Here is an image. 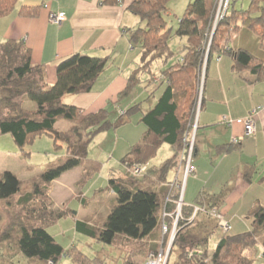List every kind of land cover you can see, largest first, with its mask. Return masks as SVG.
<instances>
[{
  "label": "trees",
  "instance_id": "obj_1",
  "mask_svg": "<svg viewBox=\"0 0 264 264\" xmlns=\"http://www.w3.org/2000/svg\"><path fill=\"white\" fill-rule=\"evenodd\" d=\"M20 1L0 0V18L16 11L21 16L39 15L41 5H20ZM173 1L132 0L128 4L127 10L139 17V23L127 29L131 46L139 50V60L117 99L98 111L68 104L64 97L91 92L106 70L109 56L73 53L57 64L56 81L49 84L45 65L33 62L32 49L24 40L0 41V135L10 134L23 149L35 136L47 134L67 150L64 159L49 164L34 179L32 190L22 191L21 180L10 171H5L0 178V200L10 201L18 196L17 206L20 207L11 231H6L3 239L13 240L24 258L56 264L66 253L47 226L68 215L77 218L78 210L68 206L56 211L50 196L52 183L79 167L82 174L77 186L88 183L100 173L103 163L89 157L90 144L99 133L128 123L126 116L136 112H141L139 121L146 129L141 140L121 159L130 173L117 175L111 171L108 189L116 202L102 225L78 220L76 229L106 245L114 246L119 241L138 245V250L122 257L121 264H147L152 257L160 256L163 263L165 254V264H253L255 248L264 247V205L257 200L250 208L251 230L231 234L232 225L229 223L231 229L224 231L219 219L211 213L215 209L226 220L221 208L225 192L212 195L203 192L191 205L183 198L178 229L171 242L181 197L187 149L185 137L191 133L197 119L201 76L205 79L215 56L227 54L233 61L235 73L241 77L246 75L244 78L249 82H264V59L247 48H234V40L229 36L221 40L220 34L221 28L229 31L232 27L237 35L247 30L264 37V0H249L246 9H237L236 0H229L225 16L217 23L220 0H189L184 14L178 17L176 28L168 20ZM212 34L214 37L210 39ZM173 37L186 39L178 52L170 46ZM157 71L161 72L160 80ZM151 85L154 86L152 94L162 87L163 90L148 110L142 106V101L121 109L119 103L137 86L145 89ZM204 85L205 80L201 107ZM150 99L151 95L145 98L147 103ZM113 108L118 114L115 119L111 118ZM61 119L71 123L69 129L57 128ZM165 145L169 147L170 156L162 163H153ZM239 147V142L222 145L218 152L224 154ZM135 169L142 172L138 174ZM171 171L175 176L170 177ZM256 171L254 165L246 166L247 182H253ZM195 206L204 210L192 218ZM218 229L223 230V236L215 251L209 254L210 238ZM70 251L74 261L92 264L82 252ZM142 256H146L145 260H141ZM95 260V264L104 263L100 258Z\"/></svg>",
  "mask_w": 264,
  "mask_h": 264
},
{
  "label": "crops",
  "instance_id": "obj_2",
  "mask_svg": "<svg viewBox=\"0 0 264 264\" xmlns=\"http://www.w3.org/2000/svg\"><path fill=\"white\" fill-rule=\"evenodd\" d=\"M131 1L21 0L20 5H41L39 15L21 16L16 11L0 18V41L10 38L24 40L32 49L33 62L45 65L49 84L56 81L57 64L73 53L109 56V64L96 80L91 92L64 97V102L68 104L87 111H98L117 99L127 86L128 76L135 67L133 51L136 49L130 44L127 29L135 27L139 23V17L127 10ZM59 13L66 17L61 24L51 19ZM240 41L235 40L233 47L243 46ZM232 67L231 57L223 54L215 56L207 68L204 102L198 116L194 155L196 171L188 178L184 193V201L188 205L195 204L203 192L208 195L226 193L225 185L233 179L236 185L240 179L243 185H251L253 182L249 183L245 178L246 166L255 165L254 163L264 158V82H249L244 78L246 75L241 77ZM143 96V90L138 93L133 91L119 103L121 109L126 110ZM155 101H150L146 108L144 106L145 110ZM257 106L263 107L256 116L257 131L253 135H247L242 120ZM224 117L230 125L223 121ZM59 123L60 120L57 127ZM68 127L66 125L65 129H60L66 130ZM234 137L239 138L240 147L228 153H219L220 146L233 145ZM135 142L134 138L131 139L129 147ZM168 153L170 156L169 147ZM236 170L238 173L235 176ZM72 172H77L78 182L82 168L64 175L68 176ZM64 175L52 184L64 179ZM225 202L224 200L221 205L224 212Z\"/></svg>",
  "mask_w": 264,
  "mask_h": 264
},
{
  "label": "rangeland",
  "instance_id": "obj_3",
  "mask_svg": "<svg viewBox=\"0 0 264 264\" xmlns=\"http://www.w3.org/2000/svg\"><path fill=\"white\" fill-rule=\"evenodd\" d=\"M188 2L189 0H175L170 3L171 13L168 16V20L171 26L177 27L178 17L184 14ZM249 3V0H236V7L237 9L242 7L246 9ZM232 29L233 28L230 27V29H228L229 31H226L224 28H221L220 34H222L223 37L221 40H225V36H229L234 41L241 40L240 42L243 43V46L240 47H245L257 57L264 59V37L258 33L247 30L242 31V35L241 32L237 35L235 30ZM213 37L214 35L212 34L210 39H213ZM184 40L186 39L173 37L170 41V46L173 51L178 52L185 43ZM138 56L139 50L136 49L133 51L135 65L139 60V58L137 59ZM160 73V71L156 72V74H158V80L161 79V76H159ZM153 88L154 86L151 85L145 89L138 86L134 89L137 93L142 90L145 92V96L138 100V102L142 101V106H145V108L150 104V102L147 103L145 100L148 95H151L150 101H154V99L157 100L161 96L163 87L158 89L156 94L154 93L155 95L151 93L153 92ZM199 88L198 97L200 98L203 92V76H201ZM31 104L35 106L33 102ZM114 110L116 109L113 108L111 113L112 119L118 116ZM140 114L141 112H136L131 116H126V119L129 120L128 123L117 129L101 132L94 138L89 147V157L99 160L103 163V167L100 173L88 183L77 186V172H72L70 175L68 174V176L64 175L66 176L64 179L52 185L50 196L54 202L56 211L65 210L68 206L71 209L79 210L77 218L73 215H68L47 226L49 233L66 249V253L62 255L56 264H81L73 260L72 255L69 254L72 252L70 249L82 252L92 264H95V258L102 259L104 262L103 264H121L122 257H126L131 251L139 249L138 245L125 244L124 241H119L114 246L106 245L78 231L76 229V224L78 220L97 226L104 223L112 204L116 202L114 194L108 189L110 173L111 171L115 172L117 175L130 173V170L122 164L121 159L130 151L131 146L129 147V142L131 139L134 138L136 141L135 143L139 142L146 129L145 125L139 121ZM66 125L70 128L71 123L68 120L61 119L57 128H64ZM68 128H66V130ZM58 144L62 143H55L51 136L43 134L35 136L31 142L22 149L15 143L10 134L0 135V178L5 171H10L21 180L22 191L32 190L34 179L37 178L49 164L58 162L66 157L67 150L65 145L60 147ZM167 156H169L168 145H165L160 149L153 163H162ZM254 164L257 171L253 176V183L251 185H243L241 179L237 185L235 184V179L225 185V217L232 225V230H230L231 234H238L251 230V220L248 218L250 208L257 200L264 205V158ZM208 168H210L209 165ZM237 173L238 170H236L235 176ZM172 175L173 173L171 171L170 177H172ZM74 186L76 187L75 189ZM81 192H83L85 196H83ZM17 199L18 196H15L10 201L0 200V264H49L40 260L24 258L19 253L13 240L3 239L4 233L6 231H11L12 222L16 212H18L20 208L17 206ZM177 229L178 228L174 230L172 233L173 235L176 234ZM222 236L223 230L218 229L210 238L208 246L209 254L215 251ZM174 238L175 237L171 239L172 243ZM253 257V264H264V247L262 245H257ZM145 258L146 256H142L141 260H145ZM166 258L167 255L165 254L163 260L165 261ZM160 259L161 257H152L147 264L151 261H155L157 264H164V262L161 263L162 261ZM173 260L174 256L171 262Z\"/></svg>",
  "mask_w": 264,
  "mask_h": 264
},
{
  "label": "built area",
  "instance_id": "obj_4",
  "mask_svg": "<svg viewBox=\"0 0 264 264\" xmlns=\"http://www.w3.org/2000/svg\"><path fill=\"white\" fill-rule=\"evenodd\" d=\"M229 8V0H220L219 1V6H218V10L216 13V23L225 16L227 10ZM54 22L61 24L63 21H65L66 17L65 14L63 13H59V14H55L52 16L51 18ZM204 80V79H203ZM203 95V94H202ZM202 95L199 98V104H198V112H197V119L193 125V128L191 129V133L188 134L185 137V143L187 146V149L185 150V162H184V170H183V176L181 179V197L180 200L178 202V213H177V219L175 220L174 223V228L172 233L174 232V230H176L177 228V220H178V216L181 215V209L182 206L184 204L183 202V198H184V193H185V188H186V183L187 180L190 176L195 174L196 171V166L194 164V155H195V150H196V139H197V129H198V116H199V112L201 109V99H202ZM262 106H257L255 108L252 109V111L245 117L243 118L242 122L244 124V128H245V133L247 135H253L256 133L257 131V125H256V116L258 114V112H260L262 110ZM223 121H227L229 123V125L231 124L226 117L223 118ZM233 143H238L239 142V138L238 137H234L232 139ZM144 170V169H143ZM136 173H141L142 170L140 169H135ZM204 210V208L199 207V206H195L194 210H193V216L192 218H195L197 216V214ZM216 218L219 219L220 221V225L222 226V228L224 229V231H228L231 229V226L229 224V222L227 220H225L224 216L222 214H220L218 211H216L215 209L211 212ZM175 235V234H174ZM172 234V237H175ZM172 242V240H171ZM171 244V243H170ZM162 260V256H160ZM167 259V258H166ZM166 259L164 261V264L166 262ZM155 263L154 262H150L149 264ZM159 263V262H158Z\"/></svg>",
  "mask_w": 264,
  "mask_h": 264
},
{
  "label": "bare ground",
  "instance_id": "obj_5",
  "mask_svg": "<svg viewBox=\"0 0 264 264\" xmlns=\"http://www.w3.org/2000/svg\"><path fill=\"white\" fill-rule=\"evenodd\" d=\"M152 264H157V263L155 262V263H152Z\"/></svg>",
  "mask_w": 264,
  "mask_h": 264
}]
</instances>
